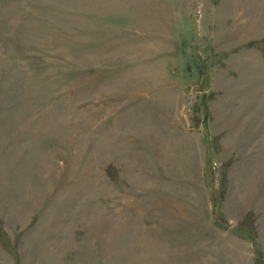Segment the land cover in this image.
<instances>
[{
    "label": "rangeland",
    "instance_id": "rangeland-1",
    "mask_svg": "<svg viewBox=\"0 0 264 264\" xmlns=\"http://www.w3.org/2000/svg\"><path fill=\"white\" fill-rule=\"evenodd\" d=\"M0 264H264V0H0Z\"/></svg>",
    "mask_w": 264,
    "mask_h": 264
}]
</instances>
